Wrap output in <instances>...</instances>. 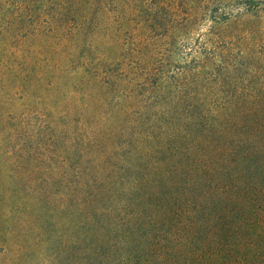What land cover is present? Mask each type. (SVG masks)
Instances as JSON below:
<instances>
[{
	"label": "trees",
	"instance_id": "1",
	"mask_svg": "<svg viewBox=\"0 0 264 264\" xmlns=\"http://www.w3.org/2000/svg\"><path fill=\"white\" fill-rule=\"evenodd\" d=\"M211 3L0 0V155L56 206L1 222L10 264H264V80L166 56Z\"/></svg>",
	"mask_w": 264,
	"mask_h": 264
},
{
	"label": "rangeland",
	"instance_id": "2",
	"mask_svg": "<svg viewBox=\"0 0 264 264\" xmlns=\"http://www.w3.org/2000/svg\"><path fill=\"white\" fill-rule=\"evenodd\" d=\"M206 17L199 15L198 19L183 29V33L176 42L167 46V57H231L237 61L234 68L221 74L213 84L226 81L225 87L219 90L228 92H251L255 89L252 80H264V0H212L208 5ZM230 17L229 24L218 25L210 29L211 18ZM202 19V20H201ZM181 34V35H180ZM218 34H221L218 36ZM207 55V56H206ZM180 57V58H179ZM244 57V58H243ZM235 85V86H234ZM10 157V161H4L0 155V213L1 222L9 225L15 221L37 219H54V208L41 218L39 215V202L37 201L36 189L38 180L45 171H38L35 163L24 157ZM15 160L16 167L12 169L10 164ZM13 185L14 191L11 188ZM16 190V191H15ZM19 194V197L16 195ZM21 193H27L29 197H21ZM27 199L26 209L15 210L14 203L17 199ZM49 208V206H44ZM59 223L57 229L66 227L64 220L69 219L67 215H57ZM33 221V222H34ZM6 244L2 238L0 245ZM13 253L0 251V264H10Z\"/></svg>",
	"mask_w": 264,
	"mask_h": 264
}]
</instances>
